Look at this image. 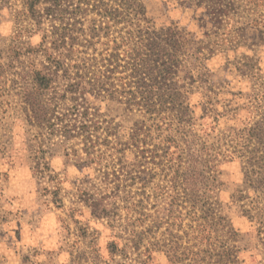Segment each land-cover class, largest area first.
<instances>
[{"label":"rangeland","instance_id":"rangeland-1","mask_svg":"<svg viewBox=\"0 0 264 264\" xmlns=\"http://www.w3.org/2000/svg\"><path fill=\"white\" fill-rule=\"evenodd\" d=\"M138 1L153 26L150 33L178 34L182 45L171 64L163 58L172 65L169 73L162 64L153 73L156 83L149 79V88H138L188 95L185 118L190 121L183 128L175 120L173 128L180 135H174L184 138L181 131L188 130L190 139L198 135L199 143L223 159L217 173L207 172L200 183L209 198L194 206L182 183L175 182L176 168L168 162L160 170L152 152L137 166L135 147L122 154L108 151L102 165L88 166L84 133L77 134L79 128L67 135L61 131L81 126L85 99L109 121L115 144L130 141L136 122L158 121L145 109L130 112L106 91L94 90L91 50L86 63L69 74L62 69L57 76L49 69L55 54L52 38L41 46L42 36L60 24L59 11L67 12L63 19L68 24L88 28L99 13L117 8L119 0H60L58 7L55 0H0V264H195L194 252L209 249L211 242L220 246L230 228L237 232L233 243L240 249L238 264H264V235L258 238L256 231L260 225L244 215L247 210L256 213L257 207L264 214V0ZM110 23L114 35L125 27L116 20ZM133 29L134 41H139L141 30ZM165 46L173 52L170 44ZM63 64L72 69L68 57ZM34 66L57 76L40 91L34 89ZM111 82L122 88L120 80ZM130 89L137 90V85ZM72 103H77L79 115L60 123L58 116ZM165 106L163 124L168 128L165 122L171 123L179 111L171 99ZM171 132L164 129V136ZM120 156L128 168L118 164ZM251 160L260 163L252 165ZM139 168H147L144 177L150 180L144 195L138 181L130 185L127 173L138 174ZM252 171L261 173V183L250 181ZM119 195L133 196L137 203L142 196L146 199L128 208ZM204 211L213 230L207 237L197 230ZM174 247L185 260L168 252ZM211 252L207 264H226L216 263Z\"/></svg>","mask_w":264,"mask_h":264},{"label":"trees","instance_id":"trees-1","mask_svg":"<svg viewBox=\"0 0 264 264\" xmlns=\"http://www.w3.org/2000/svg\"><path fill=\"white\" fill-rule=\"evenodd\" d=\"M33 1L40 2L41 0ZM59 1L60 0H55L54 5L56 7L59 6ZM88 1L89 0H85L86 3H89ZM79 10L81 11V8L76 9L78 12ZM133 10H136L135 19L132 18ZM66 13L67 12L64 10L59 11L58 15L61 16H57V19L60 20V24L55 26L50 35L46 34L42 36L41 46H43L48 38H52L55 50V54H51V67L49 68L46 66V69H51V72H54L57 76L59 74L58 72L62 69H65L66 73L69 74V72L71 70L73 71L77 65L84 64L89 60L90 57L87 55L88 51L91 50L92 59L95 61L94 71H96L92 86L94 90L99 92L106 91L107 97L117 101L118 104H124L130 112L145 109L146 112L150 114V117H152V115L158 116V121L150 124L149 122L152 118H149L148 120L136 122V128H134L130 134V141L127 143L117 141L115 144L111 139V136H113L115 132L110 130L111 126L109 121L104 119L102 114L98 113V111L91 106L90 100L85 99L86 104L83 112L80 113L82 118L81 126L74 124L70 129L62 128V133L67 135V133L77 128H79L77 134L84 133L88 166L92 163L102 165L103 160L108 156V151H112V153L119 152V154H122L126 149L135 147L139 152V160L136 164L141 167L144 165V162L141 159H147V153L152 152L153 159L159 160L156 162L157 168L159 167L160 170L165 171L166 168H168V162L170 163V167L176 168L175 182L178 183L180 181L182 183L186 198L191 200L194 203V206H197L200 203H205L207 198H209V195L207 190L202 191L200 183L205 182V175L207 172H209V174L217 173L219 163L223 161V159L214 155L211 152L210 146L206 143H199V140L197 139L198 135L193 134L195 139H190L187 136L189 135L188 130L181 131L185 134L184 138H182V136L179 138L174 135V131L180 135V131L173 128L175 120L183 128L186 127L190 121L189 118H185V116L190 113V106L187 103L189 98L188 95L185 94L180 97L175 94L167 95L165 93H156L155 91L147 89L139 90L138 88H149L150 85L147 83L149 79L156 83V78L153 73L155 70L159 71L162 64H165L166 60L164 59H167L168 63H172V61H170L171 58L175 57L180 51L179 48L182 47L181 39L178 34H174L172 38L169 36L166 37L163 34L158 36L154 31H152L153 33H150L153 26L151 21L144 17L145 8L140 5L138 0H119L117 8L99 13L98 15L100 18L93 19L88 28H76L73 26V23L68 24V22H65L63 17ZM139 13H141V17L136 16ZM112 20H116L120 24H125V27L119 30L118 35H114V30L111 29L110 21ZM133 25L141 30L139 41H134L136 36L133 32ZM168 44L172 46L173 52H169L168 48H166L165 45ZM101 45H103L104 48L99 50V46ZM65 57L70 59V68L72 69H69V67H63V58ZM165 65H167V67H165ZM165 65L163 72L169 73V70L172 69V65L169 67L168 64ZM121 68H123V70H121ZM32 73L36 80V86L34 87L36 91L46 88L50 82H52L54 76L53 74L50 76V72L45 73L42 69H38L36 66L32 69ZM111 80H120L122 88H115L114 82H111ZM133 83L134 85H137V90L130 89ZM107 84L110 86H106ZM75 85L76 84L71 85L73 89L72 91L77 90ZM182 97L184 99H181ZM170 99L174 102L175 109L179 112L176 117L174 116L175 113L172 112V115L175 118H172L171 123L166 121L165 124H169V126L168 128H165L163 123L164 120L168 118L167 112L164 111L166 108L165 104H167ZM76 101L77 98H74V102ZM79 112L77 103H72L68 112L63 113L62 116H58V120H60V123H64L70 118L76 119ZM153 120H156V118ZM142 129H144L145 133L143 136H141ZM164 129H170L172 132L164 136ZM155 130L160 132L154 136L153 132ZM103 134L105 135L103 136ZM151 141H156L152 143L153 149L149 148V143ZM184 163L186 165H184ZM256 163L259 164L260 161L251 160L252 165H255ZM118 164L122 166V169L128 168V165L124 163V159L121 156L119 157ZM127 173L131 180H133V183H130V185H134V183H137L138 181L140 183L138 188L142 192V195L146 194V190L150 187V180L144 177L148 174L147 168H139L138 174L135 175H133L132 172ZM260 176L261 173L257 171H252V173L248 174L251 182L256 180L261 183L262 177ZM175 190L178 195V188H175ZM144 197L145 196H142V200L138 203L134 201L136 198L130 195H119L118 199L125 203V207H139L146 199ZM254 209H257L256 213L251 214V211L247 210L244 212V215L246 213V216L252 222L256 225H260L256 231L258 238H261V236L264 235V214L259 212L258 207ZM137 213L145 215L142 210L137 211ZM210 218L211 216L206 211H204L203 215L199 216L197 224L199 236L207 237L208 234L212 233L213 230L208 227ZM205 222L207 224H205ZM227 235V239L222 241L220 246L211 242V247L209 249H206L205 251H195L193 254L195 257H192L191 260L195 258L197 259L195 264H207V255L212 251L213 253L211 252L209 257H215L216 263L226 262V264H238L240 249L233 243L236 241L237 232L230 228ZM262 237L264 238V236ZM179 243L173 242V244ZM160 247L162 246L159 245L158 249H161ZM150 250L151 248L147 247L146 251L149 252ZM168 252H174V256L181 259L175 254L176 247L173 249L169 248Z\"/></svg>","mask_w":264,"mask_h":264}]
</instances>
